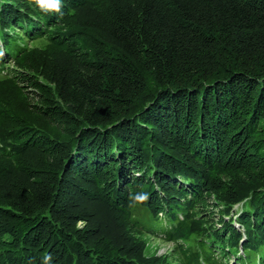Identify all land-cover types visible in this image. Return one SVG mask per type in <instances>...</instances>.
<instances>
[{"label":"trees","instance_id":"trees-1","mask_svg":"<svg viewBox=\"0 0 264 264\" xmlns=\"http://www.w3.org/2000/svg\"><path fill=\"white\" fill-rule=\"evenodd\" d=\"M7 70L0 264H264V0H0Z\"/></svg>","mask_w":264,"mask_h":264},{"label":"rangeland","instance_id":"rangeland-1","mask_svg":"<svg viewBox=\"0 0 264 264\" xmlns=\"http://www.w3.org/2000/svg\"><path fill=\"white\" fill-rule=\"evenodd\" d=\"M9 66H10V68H12L11 64H9ZM9 71L10 70H7L3 74H0V81L5 79L3 76H5ZM8 89L14 90L12 86L9 87ZM18 95L19 94H14L13 96L8 97V98H14L15 99V98H17ZM244 205H246V204H245V201L243 200L240 203L236 204L233 207V209L230 211V214L236 213V215L233 216L234 217L233 220L236 219L235 217L240 212H242V210L244 208ZM217 210H219V209H216L214 212H210V215H212V218H214V220H215V214H217L215 212ZM207 215H209V213H206L203 216H207ZM225 218H226L225 220L228 219L227 217H225ZM77 225L80 228L83 226L82 222H79ZM232 226H233L234 229H237L239 232H242V230H243L242 226L240 224H238L237 222L233 221L232 222ZM112 236H114L116 238V242H122V239H124L122 237V235L120 233H118V232L112 234ZM132 238H133V240L135 239L134 236H132ZM127 239H129V238L126 237V240ZM143 239H145V238H143ZM242 241L243 240L241 239V240H239L238 243L241 245ZM127 243L128 242H126V244ZM188 245H191V242L186 241L185 242V247H187ZM177 249L178 248H176V246H174V244L172 242H163L161 240H156V239H151L150 238L148 240V242H147V250H146V252H147V255H154V256H158V257L165 256L170 262L172 261V263H173V260L175 259V254H176V250ZM233 261H235V260L231 257L230 261H229V264H232Z\"/></svg>","mask_w":264,"mask_h":264},{"label":"clouds","instance_id":"clouds-1","mask_svg":"<svg viewBox=\"0 0 264 264\" xmlns=\"http://www.w3.org/2000/svg\"><path fill=\"white\" fill-rule=\"evenodd\" d=\"M28 4L35 5L41 11L44 12H59L61 8V0H28ZM139 199H146V197H139ZM50 257H46L44 264H48Z\"/></svg>","mask_w":264,"mask_h":264}]
</instances>
